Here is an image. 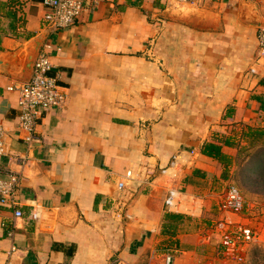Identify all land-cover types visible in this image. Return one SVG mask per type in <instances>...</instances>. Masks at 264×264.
Returning a JSON list of instances; mask_svg holds the SVG:
<instances>
[{"label":"crops","instance_id":"1","mask_svg":"<svg viewBox=\"0 0 264 264\" xmlns=\"http://www.w3.org/2000/svg\"><path fill=\"white\" fill-rule=\"evenodd\" d=\"M16 1L13 28L0 13V57L48 31L39 53L65 99L42 112L25 144L18 94L8 90L21 81L0 69V179L18 177L22 212L15 219L0 204V264H164L167 252L174 264H198L214 255L223 240L215 226L239 217L220 212L216 191L229 182L201 149L264 114V0H88L73 26L54 32L42 0ZM188 11L214 27L181 22ZM191 151L178 187L203 204L167 239L157 171ZM222 152L234 159L236 150ZM211 264L223 262L215 254Z\"/></svg>","mask_w":264,"mask_h":264},{"label":"built area","instance_id":"2","mask_svg":"<svg viewBox=\"0 0 264 264\" xmlns=\"http://www.w3.org/2000/svg\"><path fill=\"white\" fill-rule=\"evenodd\" d=\"M88 0H42L44 8L43 23L44 28L50 32L62 30L73 26L79 17L83 5ZM178 3H186L189 0H176ZM257 47L260 56H264V22L259 26L257 32ZM53 64L46 51H41L33 66L32 76L28 82H19L8 88L18 94L19 122L18 131L21 141L30 144L37 139V122L42 112L59 107L65 99V94L61 90L59 79L52 76ZM4 129L0 125V158L7 155L4 141ZM195 154L191 151L188 156L177 154L169 163L157 171L167 183L166 195L163 201L166 212L183 214L193 217L203 204L201 197L187 195L178 187V178L183 173L185 167L189 165L190 158ZM128 179L133 178L132 172L126 173ZM18 177L11 175L8 180L0 179V204L12 209L15 219L22 216V212L14 198ZM225 183V182H224ZM119 188L123 183H119ZM218 196V207L220 212L239 217L246 208L243 197L236 187L231 184H224L222 189L216 191ZM215 192V193H216ZM218 225V226H217ZM218 231L222 230L225 244L228 247L242 248L258 240L256 232L251 231L243 225L228 224L223 221L218 223ZM164 264H174V258L167 252Z\"/></svg>","mask_w":264,"mask_h":264},{"label":"rangeland","instance_id":"3","mask_svg":"<svg viewBox=\"0 0 264 264\" xmlns=\"http://www.w3.org/2000/svg\"><path fill=\"white\" fill-rule=\"evenodd\" d=\"M261 116L260 122L250 127L252 128L250 130L264 131V114ZM248 130L249 128L239 131L238 134ZM251 132L253 131L247 132L244 138L246 142L259 137L253 136ZM245 147L247 148L240 153L239 157L237 152L235 153L227 181L236 187L246 204V208L239 216V222L235 224L243 225L256 232L258 240L236 250L225 244L222 234L223 240H220L213 254H216L223 264H264V184L261 183L264 182V179L261 180V177H264V155L261 156V147L264 148V144L261 146V144L247 143ZM218 187L222 189V186ZM214 255L212 253L210 256L204 255L203 258H199L198 264H211Z\"/></svg>","mask_w":264,"mask_h":264},{"label":"trees","instance_id":"4","mask_svg":"<svg viewBox=\"0 0 264 264\" xmlns=\"http://www.w3.org/2000/svg\"><path fill=\"white\" fill-rule=\"evenodd\" d=\"M15 2L16 0H9L8 3H2L0 4V13L2 12V15L6 18H10L11 22L9 23L10 28L14 27V21L16 20V12L15 9ZM252 128H249L248 131L242 132L241 134L234 133V135H222V136H213L211 140L207 143H205L201 149V153L207 157H210L214 159L222 168V179L227 180L228 179V172L230 170L231 165L234 162V159L230 157L229 155L222 152V148L227 146L229 148H232L236 150L237 156H240V153L244 151L247 147L245 145L247 143H251L252 145L261 144V146L264 144V131L261 132L259 130H250ZM251 132L253 136H259L256 139L249 140L246 142L244 139L245 136H247V132ZM264 155V148L261 147V156ZM264 179V177H261V180ZM264 184V182H261ZM185 218H190L189 216L178 214V213H171L166 212L164 214L163 222L160 228V235L164 238L171 239L176 236L178 226L182 223V221Z\"/></svg>","mask_w":264,"mask_h":264},{"label":"water","instance_id":"5","mask_svg":"<svg viewBox=\"0 0 264 264\" xmlns=\"http://www.w3.org/2000/svg\"><path fill=\"white\" fill-rule=\"evenodd\" d=\"M244 14L245 11L242 16ZM179 19L181 22L196 28L214 27L206 17L197 15L191 11H188L187 15ZM47 34L48 31H44L40 36L35 37L23 47L3 54L0 57V69L18 81L28 82L32 76L34 62Z\"/></svg>","mask_w":264,"mask_h":264}]
</instances>
